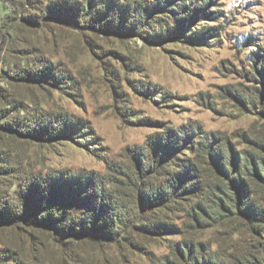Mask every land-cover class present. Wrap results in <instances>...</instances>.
<instances>
[{
  "label": "rangeland",
  "instance_id": "374dc122",
  "mask_svg": "<svg viewBox=\"0 0 264 264\" xmlns=\"http://www.w3.org/2000/svg\"><path fill=\"white\" fill-rule=\"evenodd\" d=\"M259 174L264 0H0V264H264Z\"/></svg>",
  "mask_w": 264,
  "mask_h": 264
},
{
  "label": "trees",
  "instance_id": "16d2710c",
  "mask_svg": "<svg viewBox=\"0 0 264 264\" xmlns=\"http://www.w3.org/2000/svg\"><path fill=\"white\" fill-rule=\"evenodd\" d=\"M208 16H210V18H214L213 17V14H208ZM220 168L221 169H223V167L220 165ZM223 173H225V171H222ZM259 176V178L261 179V180H263L264 181V178L262 177V175H258ZM62 194H64V200L66 201V202H69V201H72L73 199H74V197H75V195H73V193H70L69 192V189L68 188H65V189H63V191H62ZM43 207H44V203L43 202H40L39 201V205L37 206V208L36 209H34L33 211L35 212V211H38V210H42L43 209ZM3 212H5V209L3 210ZM14 215V214H13ZM25 215V214H24ZM27 215H29V211H26V215L25 216H27ZM22 215L20 214V217H21ZM16 217H15V215L14 216H11V218H10V220H12V219H15ZM48 219H50V217H48ZM0 220H5L4 219V217H2V219H0ZM36 220H38V219H36ZM40 221H41V219H40ZM42 221H44V220H42ZM58 228V227H57ZM84 229H82V231H83ZM77 232V231H76ZM110 237V236H109ZM195 263L196 264H198L196 261H195Z\"/></svg>",
  "mask_w": 264,
  "mask_h": 264
}]
</instances>
